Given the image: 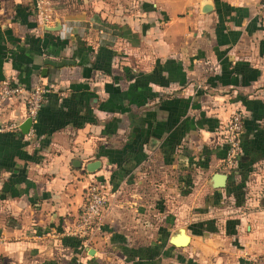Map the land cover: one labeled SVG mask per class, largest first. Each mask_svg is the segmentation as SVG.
I'll use <instances>...</instances> for the list:
<instances>
[{
	"label": "crops",
	"instance_id": "1",
	"mask_svg": "<svg viewBox=\"0 0 264 264\" xmlns=\"http://www.w3.org/2000/svg\"><path fill=\"white\" fill-rule=\"evenodd\" d=\"M263 3L0 0V84L24 87L0 100V264H137L144 251L158 264H264L262 233L241 230L264 215ZM36 86L47 91L28 132L6 129ZM93 180L109 194L100 227L71 236ZM180 228L184 246L169 242Z\"/></svg>",
	"mask_w": 264,
	"mask_h": 264
},
{
	"label": "built area",
	"instance_id": "2",
	"mask_svg": "<svg viewBox=\"0 0 264 264\" xmlns=\"http://www.w3.org/2000/svg\"><path fill=\"white\" fill-rule=\"evenodd\" d=\"M264 7V3L262 4ZM24 87L19 84H11L8 79L1 81L0 100H4L13 95H19ZM47 90L41 87L31 89L26 97L25 118L35 120L38 110L42 104L44 94ZM6 129L17 131V122L8 123ZM243 131V116L239 111L234 112L225 125L223 131V141L227 145L226 162L232 165L236 162L241 153L240 135ZM108 191L103 182L98 180L91 181L87 186L86 200L82 205L80 215L74 227L67 231V234L79 238H88L100 227L101 217L108 205ZM257 264H263L261 259L255 260Z\"/></svg>",
	"mask_w": 264,
	"mask_h": 264
},
{
	"label": "water",
	"instance_id": "3",
	"mask_svg": "<svg viewBox=\"0 0 264 264\" xmlns=\"http://www.w3.org/2000/svg\"><path fill=\"white\" fill-rule=\"evenodd\" d=\"M32 125V120L30 118L24 119L22 123L19 125V130L23 134L27 133L29 128ZM100 161L99 160H93L89 163L87 166V170L89 172L94 171L97 167H99ZM227 175L225 173H215L212 176L211 184L214 187H224L226 185ZM189 236L185 234V229L180 228L178 232L175 235H171L169 238V242L176 246H184L188 243Z\"/></svg>",
	"mask_w": 264,
	"mask_h": 264
},
{
	"label": "rangeland",
	"instance_id": "4",
	"mask_svg": "<svg viewBox=\"0 0 264 264\" xmlns=\"http://www.w3.org/2000/svg\"><path fill=\"white\" fill-rule=\"evenodd\" d=\"M105 188H106V186H105ZM107 189V188H106ZM229 204V205H228ZM222 206H227V208H225V207H223V210H221L219 213L220 214H222V215H225L226 213L228 214V212H229V214L231 215L232 213V205L230 204V203H228L227 201L226 202H223L222 204H221ZM257 205V204H256ZM250 205H248V207H249ZM231 207V208H230ZM254 207H256V206H254ZM225 208V209H224ZM262 208H264V207H262L261 205H259L258 204V206H257V211H261V210H264V209H262ZM231 210V211H230ZM264 215H260V216H258V220H255V219H253L252 221H248L247 219H244L243 220V225H242V228H241V230H242V232L244 233H246V232H248V230H247V228H246V226L249 224V225H256L255 227H256V231H259L260 233H262L261 234V240H260V243L262 244L261 246L263 247V249H264V217H263ZM208 221H210V220H208ZM208 221H204V222H202V224H200L199 225V222H197V223H195L194 225H196V226H194V227H197V228H207L209 225V222ZM213 222H211L212 223V225L215 227V230L214 231H212V232H216L217 231V228H216V223H217V225H218V222L217 221H214V220H212ZM177 222H179V221H177ZM185 223H186V221H184ZM192 222H195V221H192ZM187 224V226H188V223H186ZM193 224V223H192ZM219 226V225H218ZM211 228V227H210ZM213 229V228H212ZM188 230H191V229H189L188 228ZM167 234H168V232H167ZM224 238V237H223ZM245 240H247V239H245ZM241 241H244L243 239H241ZM253 241H254V238H253ZM245 242V244L246 245H249V243H250V241H244ZM237 243V242H236ZM239 245V244H238ZM245 246V245H244ZM248 249H250V248H248ZM259 253H261V254H259ZM257 255L261 258V257H264V253L263 252H259Z\"/></svg>",
	"mask_w": 264,
	"mask_h": 264
},
{
	"label": "trees",
	"instance_id": "5",
	"mask_svg": "<svg viewBox=\"0 0 264 264\" xmlns=\"http://www.w3.org/2000/svg\"><path fill=\"white\" fill-rule=\"evenodd\" d=\"M18 131L19 130L15 131V132H18ZM234 223H235L234 220L232 222H230V224H231L230 227L232 225H234ZM67 239L73 240V239H76V238L68 237ZM77 241H78V239H77ZM129 253L132 254L133 251L129 252ZM153 254H155V256H156V251H154V253H152L151 251L150 252L149 251H144L142 253H138L137 255L139 256V260L136 263L137 264H158V259L156 257H144V256H148V255L152 256Z\"/></svg>",
	"mask_w": 264,
	"mask_h": 264
}]
</instances>
